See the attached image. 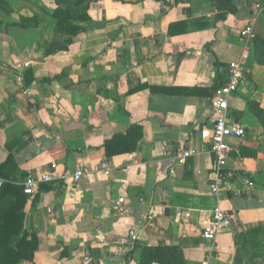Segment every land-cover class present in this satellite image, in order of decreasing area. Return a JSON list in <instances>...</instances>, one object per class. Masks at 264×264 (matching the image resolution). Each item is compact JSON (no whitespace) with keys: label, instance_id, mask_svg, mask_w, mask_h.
<instances>
[{"label":"crops","instance_id":"1","mask_svg":"<svg viewBox=\"0 0 264 264\" xmlns=\"http://www.w3.org/2000/svg\"><path fill=\"white\" fill-rule=\"evenodd\" d=\"M253 21L264 40V0H0V166L12 153L25 181L54 163L65 177L29 196L38 250L22 264H141L144 248L178 249L181 264L210 251L212 264H264V127L250 108L264 107V64L253 43L248 85L229 102L246 136L228 140L218 197L206 141L214 93ZM132 127L136 148L112 142ZM183 149L196 154L180 165ZM217 206L233 219L211 243L202 232ZM131 231L139 240L123 243Z\"/></svg>","mask_w":264,"mask_h":264},{"label":"built area","instance_id":"2","mask_svg":"<svg viewBox=\"0 0 264 264\" xmlns=\"http://www.w3.org/2000/svg\"><path fill=\"white\" fill-rule=\"evenodd\" d=\"M259 8V13L262 12ZM255 21L244 28L241 31V38L244 43V50L237 62L232 63L227 70L226 82L223 86L216 89L213 100L212 109L215 116L214 121V135L210 144V151L215 157V163L212 169V183L210 185L211 193L218 197L221 189L224 185V174L227 167V160L232 151V148L228 144V140L231 138H244L246 136L245 128L239 125H233L229 118V102L230 99L240 89H244L248 85L247 71L248 63L251 57V43L256 37L255 34ZM28 66V65H26ZM20 85L24 84V77L20 75L17 79ZM196 152L193 149H183L178 157V163L184 165L188 159L193 157ZM104 169L108 168V163L102 164ZM87 170L84 165H80L79 169L73 175L75 182H79L85 175ZM65 177L59 173V166L54 163L51 166V170L45 173L40 181H37L33 177H29L24 182L25 193L28 196H33L37 192L38 185L40 183H52L61 181ZM3 185V181L0 180V188ZM249 187H254V183L249 181ZM124 200L121 199L118 203L122 206ZM214 221L207 226L202 232V238L205 241L215 243L218 237L227 229L233 219V215L224 210L221 206H217L214 209ZM139 240L138 233L131 231L127 238L122 240L123 243L134 244ZM213 253H210L202 261V264H212ZM152 264H160L154 262Z\"/></svg>","mask_w":264,"mask_h":264},{"label":"trees","instance_id":"3","mask_svg":"<svg viewBox=\"0 0 264 264\" xmlns=\"http://www.w3.org/2000/svg\"><path fill=\"white\" fill-rule=\"evenodd\" d=\"M66 23L67 20H65ZM252 43L255 50L258 51V61L264 64V40L255 37ZM219 84V87L223 86L224 81H220ZM250 108L264 127V107L252 102ZM139 130V127H132L126 135L116 136L112 142L123 143L126 150H131L129 147L134 149L139 144L137 137ZM107 154L110 155L109 152ZM18 171L15 156L11 153L8 160L0 166V180L3 181L0 188V264L32 262L38 250V238L25 228L26 206L29 196L24 191L25 176H19ZM47 189L50 187L46 183L40 185L41 191ZM36 198L38 196L34 200ZM142 251L141 264L154 262L181 264L182 262V254L178 249L144 248Z\"/></svg>","mask_w":264,"mask_h":264},{"label":"water","instance_id":"4","mask_svg":"<svg viewBox=\"0 0 264 264\" xmlns=\"http://www.w3.org/2000/svg\"><path fill=\"white\" fill-rule=\"evenodd\" d=\"M214 131H210L209 133H206V141H210L213 138Z\"/></svg>","mask_w":264,"mask_h":264}]
</instances>
